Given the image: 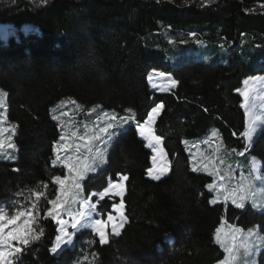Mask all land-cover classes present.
<instances>
[{
  "label": "trees",
  "instance_id": "obj_1",
  "mask_svg": "<svg viewBox=\"0 0 264 264\" xmlns=\"http://www.w3.org/2000/svg\"><path fill=\"white\" fill-rule=\"evenodd\" d=\"M0 26L8 27L5 38L0 35V89L9 94L8 121L18 126L14 158H0V204H26L30 190L43 191L44 184L47 198H55L58 186L51 178L66 171L52 164V146L62 133L53 116L62 111L71 113L72 130L81 134L85 124L97 131L102 112L114 113V123L123 128L110 129L117 133L104 164L81 181L82 200L102 192L110 180L118 181L117 173L128 177L123 197L127 222L119 235L108 233L102 245L86 228L74 234L70 246L52 254L58 224L43 215L47 200L42 199L38 227L44 234L17 254L14 264H217L224 252L214 233L222 217L225 231L234 225L264 236V200L262 210L251 202L237 207L223 197L210 203L216 193L206 185L214 177L192 171L193 154L200 161L201 153L211 156L219 148L224 164L217 161L216 166L221 175L231 168L236 178L231 186L241 170L254 176L252 157L264 176V125L246 149L241 136L245 111L236 91L246 79L264 75V0H48L43 6L39 0H0ZM174 48L179 56L198 48L207 58L221 52L225 60L220 55L173 65L157 56ZM154 71L171 77L176 86L164 91L151 86L148 77ZM68 98L85 111L67 104L50 112ZM95 105L100 108L87 115ZM157 105L163 107L155 118V134L170 161L159 180L148 176L152 149L137 127ZM132 113L135 120L119 119ZM63 119L67 123L70 117ZM213 130L217 136L205 144ZM67 135L71 138V131ZM68 142L75 146L72 139ZM103 143L96 141L95 147ZM92 201L98 219H106L120 199ZM78 212L79 203L62 218ZM258 244L262 250L256 261L264 264V242ZM257 245L239 264L255 260Z\"/></svg>",
  "mask_w": 264,
  "mask_h": 264
},
{
  "label": "snow or ice",
  "instance_id": "obj_2",
  "mask_svg": "<svg viewBox=\"0 0 264 264\" xmlns=\"http://www.w3.org/2000/svg\"><path fill=\"white\" fill-rule=\"evenodd\" d=\"M48 0H39L41 6L46 5ZM203 3H210V0H203ZM160 77L165 76V73H158ZM149 81H152L153 76L149 75ZM264 83V76L250 77L243 81L244 88H237L236 91L243 97L241 108L245 110V130L241 133V136L245 139V148L251 146L253 136L257 130V127L264 125V88L260 90L259 94H254L255 89L249 85L253 82ZM171 87L176 86L175 80H169ZM156 87V85H153ZM164 91L167 88H161ZM8 93L3 89H0V155L9 157V151L16 150V144L13 138L16 134L17 125L15 123H9L7 110V97ZM71 104L75 105L76 110L85 111L84 107L77 103L76 100L68 98L61 100L54 108L50 109V112H56L63 106ZM163 105H157L148 113L147 119L142 124H138V132L144 140L147 141V147L151 148L154 155L153 168H149L148 174L153 178L159 180L161 176L165 175L168 171V165L170 161L167 160V153L164 152L162 147H159L161 143V137L155 134L154 124L155 118L159 114ZM100 105L87 109V115L96 113ZM259 108V114L257 112ZM125 111L131 113V109ZM63 117H70L66 123ZM54 120L59 121V125L62 128L60 140L55 142L52 146L54 159L52 160L53 166L60 164L64 171L63 175L53 176L52 182L58 187L55 189V198L48 199V185H42L43 191L38 189L30 190V197L27 198L26 204L19 203V201H12L10 205L0 204V264H14L13 258L24 251L31 243L39 240L43 234L44 229L38 227V218L40 216L39 202L42 199L47 200L46 211L43 215L55 220L60 227L57 228L59 233L51 248V252L57 253L58 250H62V245H70L73 243L74 233H69L65 227L66 221L62 218L63 214L71 213L72 206L79 203L80 211L72 217L71 228H91L92 232L99 237L100 244L108 243L107 229L111 228V233L114 235L120 234V229L124 227L127 222V216L125 215V203L124 193L125 185L128 177L126 175L119 176L118 181L110 180L108 186L98 194H92V196L98 195L101 200L104 198L120 197L119 203H112L110 211L107 214V219H92V214L97 209V204L90 203L92 196L89 200H82L81 192L83 191L81 181L85 175L96 170L97 163H104V151L95 147V142H104V137L113 134L110 129L118 126L116 123L117 116L102 112V115L97 116L98 131L95 128H90L87 124L84 125L83 134L79 129H73L71 124V113L62 111L59 116H53ZM123 123H127L129 120H135V114L132 113L127 118H119ZM103 121V126H99V121ZM7 125V126H5ZM71 131V138L67 133ZM10 133V134H9ZM217 136L215 130H213L209 139L205 140V144H211L212 139ZM69 139L75 141L73 143L68 142ZM187 143V141H185ZM220 149L217 148L211 156L201 153V160L197 161L195 154H193L192 171H205L209 175L213 176V182L206 185L210 191H215L216 197L210 203H216L221 197L225 201L231 200L237 207H244V201L246 199H253L255 201L256 193L252 191L255 180H261L264 182V176L254 175L251 179L241 176L235 186H231V181L235 180V176L231 174V168L225 175L220 174V169L216 166V162L223 165L224 160L219 156ZM233 151H235L233 149ZM74 152L75 155L70 153ZM159 152L161 164L159 168L156 167L157 155ZM244 155V153H239ZM252 172L259 173L261 170L257 167L258 162L255 157H252ZM218 177V180L216 179ZM227 181V183H225ZM264 192V189H261ZM254 206H260L254 203ZM113 212L115 215H113ZM88 218L87 223H82L85 218ZM226 224L224 218H221V226L215 229L214 239L215 242L223 249L224 257L217 261V264H239L241 256L249 257L257 245L258 242H264V236L257 235L254 229H248L247 232L244 229L236 227L234 225H228L227 231L224 230ZM255 236V239L253 237ZM95 255V254H93ZM84 260H87V256H84ZM77 264H82L81 261H77Z\"/></svg>",
  "mask_w": 264,
  "mask_h": 264
},
{
  "label": "rangeland",
  "instance_id": "obj_3",
  "mask_svg": "<svg viewBox=\"0 0 264 264\" xmlns=\"http://www.w3.org/2000/svg\"><path fill=\"white\" fill-rule=\"evenodd\" d=\"M7 32H8V27L7 26H0V35H1V37H3V38H5V36H6V34H7ZM175 50H177V48H174V49H172V50H170V51H162V50H160V52H162V53H160V52H158L157 54V56H160L161 55V57L163 56V57H165V60H167L169 63H173V65H175V64H177V63H179V62H181V61H189V60H193V59H205L206 61H210L211 60V56H220V55H222V53L221 52H213L212 54H211V56H209L208 55V58L204 55V51H203V49H200V48H198V49H196V50H194V49H191V50H188V51H184V55L183 56H179V55H176L175 54ZM163 54V55H162ZM223 57L221 58L223 61L225 60V56L224 55H222ZM158 73H160V72H156V71H154V72H151L149 75H152L153 76V79H152V81H150V84H151V86H153V85H156V87L155 88H158L159 90L161 89V88H167V90L171 87L170 85H169V83H168V81L169 80H172L171 79V77H169L168 75H165V76H163V77H160V76H158L157 74ZM260 76H264V75H260ZM256 77V76H255ZM250 87H253L254 89H255V93L254 94H259L260 93V90L262 89V88H264V83H261V82H259V81H257V82H253L252 84H250L249 85ZM154 87V86H153ZM244 88V84H243V86H242V88L241 89H243ZM241 99H242V102H243V97H241ZM0 111H4L3 109H0ZM152 111V110H151ZM150 111V112H151ZM245 111V110H244ZM259 108H257V112H258V114H259ZM5 126H7V125H5ZM260 126H263V125H260ZM260 126H258L257 127V129L260 127ZM121 128V129H123L120 125L118 126V128ZM117 128V129H118ZM97 131H98V129H97ZM257 131V130H256ZM113 134L110 136V138L107 136H105L104 137V143H103V145L102 146H100V147H98L99 149H101V150H103L104 151V161H105V155H106V153H107V150H108V147H109V142L111 141V139L113 138V136L117 133V130H114L113 132H112ZM10 134V133H9ZM146 144H147V141H146ZM159 147H160V145H159ZM13 152H15V151H9V157L10 158H6L4 155H0V158H2V159H13L14 157H13ZM153 155H154V153H153V151H152V157H153ZM156 155H157V161H156V167H157V169L159 168V166H160V164H161V160H160V156H159V152H157L156 153ZM257 161V160H256ZM258 162V164H257V167L261 170V168H260V164H259V161H257ZM104 163H97L96 164V167L98 166V167H100V166H102ZM152 168H153V160H152ZM91 172V171H90ZM255 175H259V174H261V171L259 172V173H254ZM166 175V174H165ZM148 176L149 177H151L149 174H148ZM164 176V175H163ZM163 176H161V177H163ZM241 176H244V177H248L249 179H251L250 178V176L249 175H247L246 173H243V171L241 170L240 171V173L238 174V176H237V180L239 181V178L241 177ZM152 178V177H151ZM253 184H254V186H253V188H252V191L253 192H255L256 193V197H255V201L253 200V199H251V198H249V199H246L245 201H244V207L246 206V203L247 202H251V204H252V207H253V209H261L262 207H260V206H254V203L255 204H257V205H260V202L262 201V200H264V192H261V189H264V182H262L261 180L260 181H257V182H253ZM92 194H96V193H92ZM92 194H90V196H92ZM98 194V193H97ZM89 196V197H90ZM215 197H216V194H215V196L212 198V200L213 199H215ZM98 199V200H100V198H99V196L98 195H95V196H92V198H91V200L89 201L90 203H93V201H92V199ZM119 199H121L120 197H118ZM88 200H89V198H88ZM211 200V201H212ZM94 204V203H93ZM243 208V207H242ZM262 209H264V208H262ZM261 209V210H262ZM111 210H112V208H111ZM79 211H80V207H79ZM113 215H115V213L113 212ZM71 216V215H70ZM92 219H98V216H96V214H95V212L92 214ZM106 219H107V217H106ZM105 219V220H106ZM67 223H66V225H65V227H66V229H67V231L69 232V233H77L78 231H80V230H83V229H85V228H79V229H72L71 228V223H72V217H68V218H66V219H64ZM88 222V218L86 217L83 221H82V223H87ZM58 227H60V225H58ZM89 229H91V228H89ZM121 230V229H120ZM107 232L108 233H111V228L109 227L108 229H107ZM59 234V233H58ZM57 234V235H58ZM74 236V235H73ZM99 238V237H98ZM55 242V241H54ZM71 245V244H70ZM70 245H62V247L63 246H70ZM258 246V252H257V254H256V256H255V260H252V259H250V260H248L247 261V264H257V261H256V259H257V255H258V253L262 250V244L261 245H257ZM53 247V246H52ZM254 251V250H253ZM252 251V255L254 254V252ZM52 254H55V253H53V252H51ZM196 264H200V261L198 260L197 262H196ZM242 264V263H241Z\"/></svg>",
  "mask_w": 264,
  "mask_h": 264
},
{
  "label": "crops",
  "instance_id": "obj_4",
  "mask_svg": "<svg viewBox=\"0 0 264 264\" xmlns=\"http://www.w3.org/2000/svg\"><path fill=\"white\" fill-rule=\"evenodd\" d=\"M151 168H152V167H151ZM254 175H255V174H254ZM263 202H264V201H262L261 204H263ZM73 216H74V215H73ZM73 216H71V217H73Z\"/></svg>",
  "mask_w": 264,
  "mask_h": 264
},
{
  "label": "water",
  "instance_id": "obj_5",
  "mask_svg": "<svg viewBox=\"0 0 264 264\" xmlns=\"http://www.w3.org/2000/svg\"><path fill=\"white\" fill-rule=\"evenodd\" d=\"M111 202V200H109Z\"/></svg>",
  "mask_w": 264,
  "mask_h": 264
}]
</instances>
